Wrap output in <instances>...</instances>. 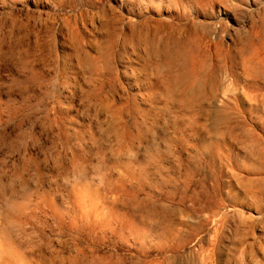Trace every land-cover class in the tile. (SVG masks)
Wrapping results in <instances>:
<instances>
[{"label":"rangeland","instance_id":"obj_1","mask_svg":"<svg viewBox=\"0 0 264 264\" xmlns=\"http://www.w3.org/2000/svg\"><path fill=\"white\" fill-rule=\"evenodd\" d=\"M132 1L0 0V185L38 220L8 229L33 264H264V0Z\"/></svg>","mask_w":264,"mask_h":264},{"label":"bare ground","instance_id":"obj_2","mask_svg":"<svg viewBox=\"0 0 264 264\" xmlns=\"http://www.w3.org/2000/svg\"><path fill=\"white\" fill-rule=\"evenodd\" d=\"M135 1V0H134ZM134 1H132V3L134 2ZM156 1V0H155ZM159 1H161V2H168L169 3V6H171L172 8L171 9H174L173 11L174 12H176V11H178V14H181V15H183V13H185V10H183L181 7H180V5H183L184 4V2L186 1V0H159ZM190 1H192V0H190ZM194 1H196V0H194ZM142 2V1H141ZM160 2V3H161ZM136 4H137V2H135ZM153 3V2H152ZM127 5V4H126ZM141 5V4H140ZM149 5V4H148ZM138 6H139V4H138ZM151 6V5H150ZM142 7L143 6H141L140 7V9H142ZM147 9L148 10H150V8H149V6L147 7ZM170 9V8H169ZM127 10V9H126ZM146 10V9H145ZM143 13V12H142ZM186 14V13H185ZM176 15V14H175ZM144 25H145V23H144ZM105 27H110V31H111V36H110V43H109V50L107 51V52H105V53H103L102 54V57L101 58H103V62L105 63V69L107 70V71H109V78H110V80L112 79V78H114L113 77V73H112V71H111V69H110V64L108 63V61H109V59H111V58H113L114 57V54H115V52H116V50H114L115 48H117V41H116V39H117V31H118V28H117V26H115V20L114 19H112V20H110V21H108V22H106V24H105ZM146 29V28H145ZM109 31V32H110ZM132 36H133V34H131ZM132 36H130V37H132ZM128 34H126L125 35V37H122L123 38V50H125L126 51V53H127V47H129L128 45H132V42H131V39L129 38L128 39ZM119 45V44H118ZM136 46H137V44H136ZM119 47V46H118ZM137 48V47H136ZM133 50V49H132ZM137 50H138V48H137ZM37 51V50H36ZM114 52V53H113ZM135 52V51H134ZM120 53V52H119ZM119 53H118V56H119ZM110 55V58L109 57H107V55ZM124 54V53H123ZM111 55H113L112 57H111ZM139 56V55H138ZM123 58H125V56L123 57ZM142 58V57H141ZM101 60V59H100ZM146 68H147V66H145ZM261 67L263 68H260V70L262 71V74L264 75V60H263V65H261ZM148 69V68H147ZM258 71H259V68H258ZM261 71H259V72H261ZM259 72H257V70L255 69V74H256V76H258L259 75ZM40 76V75H39ZM163 77H164V75H162ZM33 78L34 79H38V76L37 75H34L33 76ZM104 80V79H103ZM107 80V79H106ZM105 80V81H106ZM163 80V79H162ZM109 81V80H108ZM112 81V80H111ZM162 82V81H161ZM113 89H114V87H113ZM34 91V90H33ZM116 91V90H115ZM110 92V91H109ZM117 92V91H116ZM111 93V92H110ZM118 93V92H117ZM116 93V94H117ZM1 100V99H0ZM92 100V99H91ZM4 108V107H3ZM17 109V108H16ZM21 109V108H20ZM2 110V109H1ZM1 110H0V112H1ZM18 112V111H17ZM2 114V113H1ZM16 115V114H15ZM35 115V114H34ZM120 115H121V113H120ZM120 115H118V116H120ZM117 118V117H116ZM113 120L114 121H116L114 118H113ZM32 121V120H31ZM109 121V120H108ZM120 121V120H119ZM118 121V122H119ZM46 122V121H45ZM115 125V124H114ZM120 125V124H119ZM101 129V128H100ZM108 129H110V128H108ZM112 129V128H111ZM67 130V129H66ZM63 131V137H64V141H68V140H70V138H71V136H70V134L67 132V131ZM111 131V130H110ZM109 131V132H110ZM113 131V130H112ZM100 132H102V131H100ZM113 132H115V134H116V136H115V134H114V138H116L117 139V143H118V146H120V151H119V153H121V154H123V155H125L126 153H127V149L128 148H130V146L133 144V141L134 142H136L137 140H139V138H137V137H135L134 135H132L131 133H130V131H129V129H127V128H123V129H117V128H114V131ZM103 133V132H102ZM111 133V132H110ZM1 134V133H0ZM22 134V133H21ZM25 134H27V133H25ZM95 134V133H94ZM5 136V135H4ZM20 136H22V135H20ZM25 136V135H24ZM16 137V136H15ZM74 137V136H73ZM23 138V137H22ZM30 139V138H29ZM60 139V138H59ZM115 139V140H116ZM19 140V139H18ZM17 140V141H18ZM25 140H27V139H25ZM24 140V141H25ZM72 140V139H71ZM105 140V139H104ZM10 141V140H9ZM13 141V140H12ZM30 141V140H29ZM19 142V141H18ZM23 142V141H22ZM21 142V143H22ZM55 142V141H54ZM7 143V142H6ZM15 143L17 144V142L15 141ZM62 143H63V141H62ZM61 143V144H62ZM79 143V142H78ZM113 143V142H112ZM10 144V143H9ZM13 144V143H12ZM15 144V145H16ZM64 144V143H63ZM18 145V147H19V144H17ZM23 145V144H22ZM55 145V144H54ZM93 145V144H92ZM115 145H116V143H115ZM5 146V145H4ZM8 146V145H7ZM13 146V145H12ZM72 146V145H71ZM98 146V145H97ZM117 146V147H118ZM10 147V146H9ZM63 147V146H62ZM113 147V146H112ZM10 149H11V147H10ZM13 149V148H12ZM17 146H14V150L17 152ZM24 149H26V148H24ZM46 149V148H45ZM65 149V148H64ZM19 150V149H18ZM52 150V149H51ZM68 150V149H67ZM7 151V150H6ZM20 151V150H19ZM61 151V150H60ZM15 153V152H14ZM24 153V152H23ZM26 153V152H25ZM111 153V152H110ZM30 154V153H29ZM53 154V153H52ZM59 154V153H58ZM6 155V154H5ZM116 155V154H115ZM21 156V155H20ZM5 157V156H4ZM26 157V156H25ZM47 157V156H46ZM53 157V156H52ZM51 157V158H52ZM35 158V157H34ZM25 159V158H24ZM36 159V158H35ZM72 159H74V158H72ZM49 160V159H48ZM75 160H81V158L79 157H75ZM97 160V159H96ZM26 161V160H25ZM30 161V160H29ZM36 161V160H35ZM41 161H43V160H41ZM59 161H60V159H59ZM20 162V161H19ZM40 162V161H39ZM54 162V161H53ZM12 163V162H11ZM10 163V164H11ZM28 163V162H27ZM45 163V162H44ZM57 163V162H56ZM67 163V162H66ZM15 164V163H14ZM68 165V164H67ZM50 166V165H49ZM81 166V165H80ZM20 167V166H19ZM63 167V166H62ZM15 168V167H14ZM40 168V167H39ZM45 168V167H44ZM146 168V167H145ZM41 169V168H40ZM55 169V168H54ZM73 169V168H72ZM85 169V168H84ZM83 169V170H84ZM13 170V169H12ZM61 171V170H60ZM82 171V170H81ZM80 171V172H81ZM86 171V170H85ZM100 171V170H99ZM23 172V171H22ZM65 172V171H64ZM63 172V173H64ZM76 172V171H75ZM79 172V173H80ZM139 172V171H138ZM4 173H5V171H4ZM16 173H18V172H16ZM38 173V172H37ZM128 173V172H127ZM130 173V172H129ZM128 173V174H129ZM12 174H14V172H12ZM127 174V175H128ZM133 174H134V172H133ZM19 175V173L17 174V176ZM21 175V174H20ZM19 175V176H20ZM89 175V174H88ZM16 176V175H15ZM18 176V177H19ZM36 176V175H35ZM131 177H133L132 175H130ZM5 177V176H4ZM12 177H13V175H12ZM25 177V176H24ZM126 177H128V176H126ZM41 178V177H40ZM135 178V177H134ZM2 179H3V173H1L0 172V183H1V181H2ZM13 179V178H12ZM17 179V178H16ZM133 179V178H132ZM142 179V178H141ZM14 180V179H13ZM55 181V180H54ZM5 182V181H4ZM141 182V186H143V181H140ZM36 183V182H35ZM86 183V182H85ZM88 184V183H87ZM94 185V184H93ZM145 185V184H144ZM8 186V185H7ZM24 186V185H23ZM58 186H59V184H58ZM76 186V185H75ZM85 187H86V184L84 185ZM88 186V185H87ZM90 186V185H89ZM88 186V187H89ZM6 186H4V188H5ZM88 187H87V190H88ZM4 188H2V185H0V264H33V262H34V259H35V257H36V251H38V246H36L35 245V243L34 242H27V243H24L23 241H21L20 239L21 238H19V236L17 235V236H15L14 234H13V232L11 233L10 232V230L8 229V227H11L12 226V228H13V225L15 226V224L17 225V224H20V226H22L23 225V223L25 222V221H30V220H35L36 218L34 217V216H37V215H34V216H32V214H30V213H28V212H26L27 210H25L26 208H24L23 207V205L21 204V202H20V197H18L17 196V191H15V190H13V187L11 188L13 191H11L10 189H4ZM9 188V187H8ZM23 188V187H22ZM93 188V187H92ZM99 188V187H98ZM32 189V188H31ZM80 189V188H79ZM86 189V188H85ZM109 189H111V190H113V191H120V192H127L130 196H132L131 194H133V196L132 197H135L134 196V193L131 191V190H126V188H125V184H122V185H119V186H116L115 184H111L110 185V188ZM43 190V189H42ZM45 190V189H44ZM90 190V189H89ZM88 190V191H89ZM35 191V190H34ZM39 191H40V189H39ZM47 191V190H46ZM79 191V190H78ZM84 191V190H83ZM86 191V190H85ZM90 191H92V190H90ZM31 192V191H30ZM29 192V193H30ZM87 192V191H86ZM86 192H82L83 194H84V197H85V194L87 195V193ZM93 192V191H92ZM26 193V192H25ZM51 193V192H50ZM63 193V192H62ZM69 193V192H68ZM81 193V191H80V194H82ZM88 193H90V192H88ZM24 194V193H23ZM52 194H54V193H52ZM76 194V193H75ZM78 194V193H77ZM76 194V196L78 197L79 195H77ZM83 194H82V196H83ZM95 194V193H94ZM48 195V194H47ZM98 195V194H97ZM33 196V195H32ZM31 196V197H32ZM44 196V195H43ZM49 196V195H48ZM52 196V195H51ZM70 196V195H69ZM73 196V195H72ZM75 196V197H76ZM95 196H96V194H95ZM128 196V195H127ZM25 197V196H24ZM23 197V198H24ZM37 197V196H36ZM41 197H42V195H39V200L41 199ZM66 197H68V196H66ZM83 197V198H84ZM132 197L131 198H129V197H127V199L129 198V199H132ZM45 198H48V197H46L45 196ZM64 198V197H63ZM72 197H70V199H71ZM81 198L82 197H78V201L76 200V199H74L75 201H76V206H77V210H76V212L74 211V215L71 217V220H70V230H72V229H75L76 231H77V233L78 234H80V235H83L84 233V229L86 228V224H89V226H90V222L92 221V222H96V221H102V220H104V219H101L102 217L100 216V214H99V212H98V206L99 205H97V207H96V209L93 211L94 213H89L90 211H88V210H86L85 208H87V205H85V206H83L82 204H83V202L82 201H84V199L83 200H81ZM89 198V197H88ZM37 199V198H36ZM93 199V198H92ZM43 200V199H42ZM44 200H46L47 201V199H44ZM43 200V201H44ZM49 200V199H48ZM64 200V199H63ZM66 200V199H65ZM80 200V201H79ZM85 200H86V198H85ZM41 201V200H40ZM46 201H45V203H46ZM68 201V200H67ZM71 201V200H70ZM128 201V200H127ZM129 201H131V200H129ZM129 201L128 202H126L127 203V205H128V203H129ZM30 202V201H29ZM32 202H34V201H32ZM52 202H54V201H52ZM56 202V201H55ZM69 202V201H68ZM82 202V204H80ZM93 202H95V201H93ZM133 202V201H132ZM35 203H36V206L38 207V205H37V202L35 201ZM35 203H33V204H35ZM47 203H48V201H47ZM50 203V202H49ZM75 203V202H74ZM55 203H53V205H54ZM56 204H58V203H56ZM85 204V203H84ZM96 204H97V202H95V205L94 206H96ZM99 204V203H98ZM46 205V204H45ZM48 205V204H47ZM49 205H51V204H49ZM48 205V206H49ZM62 205V204H61ZM64 205V204H63ZM92 205V204H91ZM40 206V205H39ZM42 206V205H41ZM44 206V205H43ZM52 206V205H51ZM50 206V207H51ZM71 206V205H70ZM129 206V205H128ZM29 207V206H28ZM27 207V208H28ZM47 207V206H46ZM93 207V206H92ZM33 208V207H32ZM40 208V207H39ZM51 208H53V210H54V212H56L57 211V213H55V215H58V218H59V220L58 221H60L59 223H61V225H63V226H66V222H65V217L66 216H64V215H62V213L60 212V213H58L59 211H58V209H57V207L54 205L53 207H51ZM76 208V207H75ZM90 208L91 207H89L88 206V208L87 209H89L90 210ZM28 209H30V208H28ZM35 209H36V207H35ZM38 209V208H37ZM41 209V208H40ZM94 209V208H93ZM100 210V209H99ZM36 211V210H35ZM39 211V210H38ZM73 211V210H72ZM92 211V210H91ZM32 212V211H31ZM41 212V211H40ZM47 212V211H46ZM53 212V211H52ZM66 212V211H65ZM71 212V211H70ZM114 213V212H113ZM64 214V213H63ZM49 215V214H48ZM51 215V214H50ZM107 215V214H106ZM40 216V215H39ZM114 216H116V214H114ZM49 217V216H48ZM57 217V216H56ZM107 217V216H106ZM117 217H118V215H117ZM126 216H124V218H125ZM134 217V216H133ZM130 218V217H129ZM40 219H41V217H40ZM44 219V218H43ZM56 219V218H55ZM131 219V218H130ZM134 219V218H133ZM132 219V220H133ZM37 220V219H36ZM44 220H46V219H44ZM53 220V219H52ZM107 220V219H106ZM132 220H130L129 221V223L132 221ZM38 221V220H37ZM126 221L128 222V218H126ZM134 221V220H133ZM35 222V221H34ZM33 223V222H32ZM31 223V224H32ZM43 223V222H42ZM55 223V222H54ZM132 223V222H131ZM130 223V224H131ZM28 224V223H27ZM94 224V223H93ZM44 225H47V224H44ZM59 225V224H58ZM83 225H84V227H83ZM18 226V225H17ZM26 226V225H25ZM42 226V225H41ZM27 227V226H26ZM31 227V226H30ZM33 227V226H32ZM39 227H40V225H39ZM49 227V226H48ZM67 227H69V226H67ZM18 228V227H17ZM63 228V227H62ZM31 229V228H30ZM33 229V228H32ZM35 229V228H34ZM37 229H39V228H37ZM64 229V228H63ZM69 229V228H68ZM53 230V229H52ZM67 230V229H66ZM12 231V230H11ZM18 231V230H17ZM52 232V231H51ZM67 232H68V230H67ZM71 232V231H70ZM19 233V232H18ZM20 234V233H19ZM34 235V234H33ZM36 236V235H35ZM31 237V236H30ZM46 236H44V238H45ZM32 239V238H31ZM41 239V238H40ZM36 240V239H35ZM34 241V240H33ZM48 241V240H47ZM37 244V243H36ZM40 249V248H39ZM78 253H80V252H78ZM77 253V254H78ZM81 254H82V252H81ZM80 255V254H79ZM79 255H76V256H79ZM46 256H47V254H46ZM75 256V257H76ZM41 257V256H40ZM81 257V256H80ZM83 257H85L84 255H83ZM58 258V257H57ZM62 258H64V257H62ZM51 259V258H50ZM56 259V258H55ZM70 259V258H69ZM75 258H73V260H74ZM79 259V258H78ZM84 259V258H83ZM37 260V259H36ZM43 260V259H42ZM68 260V259H67ZM80 260V259H79ZM81 260H82V258H81ZM41 261V260H40ZM62 261H64V260H62ZM75 261V260H74ZM77 261V260H76ZM75 261V262H76ZM42 262V261H41ZM65 262H67V261H65ZM73 262V261H72ZM61 263H64V262H61ZM71 263V262H70ZM78 263H79V261H78ZM81 263V262H80ZM67 264V263H66ZM72 264V263H71ZM73 264H75L74 262H73Z\"/></svg>","mask_w":264,"mask_h":264}]
</instances>
